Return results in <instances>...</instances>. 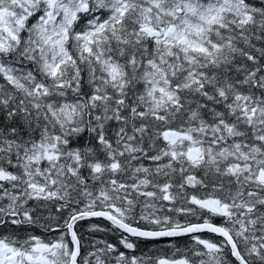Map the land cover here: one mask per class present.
Returning <instances> with one entry per match:
<instances>
[{
    "label": "snow or ice",
    "instance_id": "1",
    "mask_svg": "<svg viewBox=\"0 0 264 264\" xmlns=\"http://www.w3.org/2000/svg\"><path fill=\"white\" fill-rule=\"evenodd\" d=\"M0 264H264V0H0Z\"/></svg>",
    "mask_w": 264,
    "mask_h": 264
}]
</instances>
